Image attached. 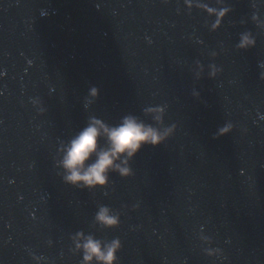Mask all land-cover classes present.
Masks as SVG:
<instances>
[{
    "label": "water",
    "instance_id": "obj_1",
    "mask_svg": "<svg viewBox=\"0 0 264 264\" xmlns=\"http://www.w3.org/2000/svg\"><path fill=\"white\" fill-rule=\"evenodd\" d=\"M129 115L171 131L66 182L65 146ZM77 233L118 264H264V0H0V264H84Z\"/></svg>",
    "mask_w": 264,
    "mask_h": 264
},
{
    "label": "clouds",
    "instance_id": "obj_2",
    "mask_svg": "<svg viewBox=\"0 0 264 264\" xmlns=\"http://www.w3.org/2000/svg\"><path fill=\"white\" fill-rule=\"evenodd\" d=\"M228 9L219 13L222 19ZM219 21H217L218 26ZM255 40L250 34H243L240 48L254 47ZM92 96H98L99 90L91 89ZM230 126L220 130V134H227ZM169 132L161 133L158 129L144 123L136 116H125L117 126H109L101 120L93 118L89 124L79 132L64 148L61 161L65 169L64 180L75 186L86 188H106L110 182V174L118 172L127 177L133 174L129 166L131 159L137 155L145 145L159 146ZM96 220L106 227H117L120 219L112 214L108 207H102L96 215ZM80 241L77 247L83 251L84 264H118V251L122 243L113 240L104 243L92 235L84 236L77 233Z\"/></svg>",
    "mask_w": 264,
    "mask_h": 264
}]
</instances>
